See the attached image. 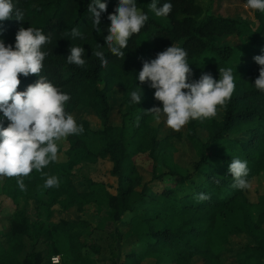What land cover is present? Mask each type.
I'll return each instance as SVG.
<instances>
[{
  "label": "trees",
  "instance_id": "1",
  "mask_svg": "<svg viewBox=\"0 0 264 264\" xmlns=\"http://www.w3.org/2000/svg\"><path fill=\"white\" fill-rule=\"evenodd\" d=\"M104 2L108 8L101 14V23L109 20L108 16L114 14L119 6V0ZM151 2L136 0L137 8L149 19L141 32L130 38L128 47L122 49L125 53L123 58H117L108 50L105 37L109 32L103 30L101 24L99 31L92 27L88 12L91 0H13L16 8L23 12L24 19L17 20L14 14L11 19L0 22V39L6 45L15 46V37L21 27L38 28L51 37V43L43 49L49 55L43 62L40 75L70 96L65 106L68 113L73 115L78 104H85L97 114L100 123L96 128L88 119L74 117L84 132L71 135L67 140L69 144L78 146L85 157H108L111 173L116 179L114 193L103 181L88 176L83 178L85 188L80 189L75 185L73 170H64L57 176L59 187L52 188L50 206L54 203L63 208L87 202L107 203L114 220L122 221L123 214L128 212L130 217L139 218L146 225V230L140 231L129 221L127 231L117 228L113 233L103 232L88 221H82L76 227L61 218L45 227L42 221L31 218L28 212L29 200L35 198L42 184L40 175L32 172L23 178L25 191L18 187L15 178L6 177L2 188L16 205L10 214L8 228L0 233V264H52L46 241L62 259L71 258L73 264H89L81 250L88 246L100 252L101 233L122 244L126 237L134 235L133 243L144 244L141 251L131 249L122 252L121 258H110L111 264H142L149 253L154 254L153 264H191L192 257L196 255L207 264L210 256L207 221L217 211L233 206L243 211L246 232L254 239L253 244H246L237 253V264H264V210L254 220L250 219L243 191L232 186L234 180L229 172V164L234 158L247 161V179L264 170V92L254 86L260 65L250 62L251 58L264 55V12L253 10L252 23L243 16L217 13L208 8L204 10L197 0H157L158 7L169 2L172 10L165 17H156L149 9ZM73 29H78L83 38L73 37ZM231 34L238 37L248 34L245 53L250 60L237 66L232 65L237 46L225 41ZM172 44L187 51L193 72L189 82L199 80L205 73L219 80V68L231 67L236 88L230 101L220 107V118L192 120L186 125V137L197 159L192 169H186L184 174L170 171L177 175L178 182L173 187L156 185L157 189L160 187L159 197L148 191L147 183L139 189L135 187L140 180L129 146L150 148L151 153L155 144H165L166 139L160 140L153 132L146 111L163 105L154 98L155 89L150 86L151 82L141 84L138 74L144 61L155 59L158 53ZM72 45L85 48L83 67L67 62ZM96 50L104 52L108 60L106 67H102L99 58L92 55ZM38 79L36 75H21L18 90L25 91ZM101 80L103 84H99ZM115 85L121 88L123 100L118 123L109 119L108 92ZM133 90L142 94L139 104L131 101L129 93ZM137 116L140 117L139 123ZM0 121L7 127L9 122L2 112ZM198 128L205 130L206 139L200 137ZM221 140L226 143L227 152L208 151L213 143ZM155 176L160 178L162 175ZM200 193L210 198L198 201L196 197ZM232 231H243V228L236 227ZM26 240L30 241L27 248ZM217 256L214 254L212 263L222 264Z\"/></svg>",
  "mask_w": 264,
  "mask_h": 264
},
{
  "label": "clouds",
  "instance_id": "2",
  "mask_svg": "<svg viewBox=\"0 0 264 264\" xmlns=\"http://www.w3.org/2000/svg\"><path fill=\"white\" fill-rule=\"evenodd\" d=\"M107 8L104 0H91L88 5L92 27L97 31L101 14L107 12ZM246 8L264 12V0H247ZM149 9L156 17H165L170 14L172 4L164 2L158 7L157 0H152ZM14 14L17 20L24 19L23 12L16 8L13 0H0V22L11 19ZM108 19L111 24L105 37L107 48L112 55L123 58L125 53L122 49L128 47V41L134 34L141 32L149 17L137 8L136 0H119V6ZM71 34L83 38L78 29H73ZM49 43L51 37L32 26L18 30L14 47L0 39V112L9 122L5 127L0 121V178H15L22 191L26 190L24 177L33 170L43 172L50 163L58 160L60 142L84 132L83 126L66 111L70 96L40 75L43 62L49 55L43 49ZM84 52V47L72 45L67 62L83 67ZM92 55L99 58L102 67L107 66L103 51L96 50ZM187 55L184 48L172 44L158 53L155 59L144 61L138 74L141 84L151 82L150 86L155 89L154 98L163 105L146 111L157 121L162 116L166 117L167 126L177 132L192 120L214 118L218 109L230 101L236 88L231 67L219 68V80L205 73L199 80L189 82L193 72ZM254 60L260 65L254 86L264 92V55H258ZM21 75H36L39 79L28 85L25 91H20ZM129 95L133 103L141 102V92L133 90ZM136 119L139 123L140 117ZM229 172L234 188L248 190L252 187L247 179V161L232 159ZM44 187H59V178L47 176ZM209 198L204 193L196 197L198 201ZM52 259L56 264L58 258Z\"/></svg>",
  "mask_w": 264,
  "mask_h": 264
},
{
  "label": "rangeland",
  "instance_id": "3",
  "mask_svg": "<svg viewBox=\"0 0 264 264\" xmlns=\"http://www.w3.org/2000/svg\"><path fill=\"white\" fill-rule=\"evenodd\" d=\"M203 9H210L213 12L228 14L232 16H243L253 23V10L246 8L247 0H197ZM139 9V8H138ZM140 10V9H139ZM152 14H154L152 12ZM165 19V18H164ZM110 20H105L101 23V28L108 31ZM109 32V31H108ZM248 34L243 37H238L231 34L225 39L237 46L235 54L232 58V65L237 66L240 63H245L248 58L245 53L248 47L246 39ZM243 39V40H242ZM242 41V42H241ZM253 64L257 62L251 58ZM103 84V80L99 82ZM110 101L109 119L113 123H118L121 119L120 105L123 103L121 96V88L114 86L108 92ZM158 107V106H155ZM73 116L77 119L86 118L91 123L92 127H100L97 114L87 105L78 104ZM221 110L218 109V114L214 118H220ZM148 123L152 126L153 132H156V137L160 140L166 139L165 144H155L154 152L150 153V148L139 149L131 148V157L137 169L139 183L135 186L137 189L147 183L150 192L154 196H159L156 185L161 187H173L178 182V177L171 174L170 171H178L186 173V169H192L197 159V154L186 137V126L180 131H174L166 124V117L162 116L157 121L151 113L148 114ZM212 119V118H211ZM198 134L202 139H206V132L202 128H198ZM130 145V142H129ZM211 153H225L227 146L224 141L213 143L208 149ZM71 168L74 174V182L77 188H85L84 176H88L97 181H103L107 189L114 193L116 186L115 176L111 173V162L108 157L94 159L85 157L78 146L69 144L68 140L59 143L58 160L50 163L43 172H37L42 180L41 187L36 191L35 198H31L28 203V212L31 218H37L44 223L45 227L57 222L61 218H65L71 224L79 226L82 221L89 222L96 228H101L103 232L109 231L115 233L116 230L125 232L128 230L129 221L139 228L140 231L146 230V225L139 218L130 217V213H124L122 221L114 220L110 215V207L106 203H83L80 206L76 204L69 205L65 208L59 203H54L50 206L53 196L52 188H45L44 183L47 176H58L64 170ZM155 174L162 175L156 178ZM6 177L0 178V233H3L9 226V218L15 202L11 196L7 195L2 188V184ZM252 187L248 190H242L243 198L246 202V211L249 213L250 219L254 220L259 212L264 210V170L253 174L248 179ZM160 197V196H159ZM233 206L226 207L216 212L212 219L207 221L208 238L210 243V256L207 257V264H213L212 259H215L214 254H218L217 258L222 264H237L236 255L243 249L246 244H253V237L246 232V219L241 208ZM206 224V225H207ZM264 227V225H262ZM236 227H242L243 231L233 232ZM118 228V229H117ZM202 229V228H201ZM100 234V233H98ZM131 234V232H129ZM127 235V234H126ZM124 235L123 237H125ZM100 242L102 250L96 252L88 246H84L81 250L82 255L89 264H111L110 258H121V253L124 251L137 249L142 250L143 243H133L135 236L126 237L124 244L113 241L114 238L105 233H101ZM30 241L26 240L28 247ZM46 247L49 249L50 260L53 264V257H57L56 264H73L71 258H61L59 253L53 252L49 241H46ZM46 248V249H47ZM25 253V252H24ZM157 254V253H156ZM154 254L149 253L142 261V264H153ZM70 259V260H68ZM264 260V257L262 258ZM190 262V260H189ZM173 264V263H166ZM191 264H206L200 256H193Z\"/></svg>",
  "mask_w": 264,
  "mask_h": 264
}]
</instances>
